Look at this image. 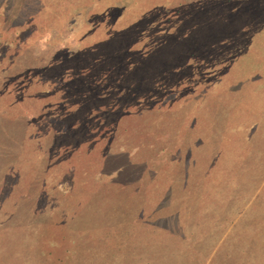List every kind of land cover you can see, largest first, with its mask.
Returning a JSON list of instances; mask_svg holds the SVG:
<instances>
[{
    "label": "rangeland",
    "instance_id": "374dc122",
    "mask_svg": "<svg viewBox=\"0 0 264 264\" xmlns=\"http://www.w3.org/2000/svg\"><path fill=\"white\" fill-rule=\"evenodd\" d=\"M0 264H264V0H0Z\"/></svg>",
    "mask_w": 264,
    "mask_h": 264
},
{
    "label": "trees",
    "instance_id": "16d2710c",
    "mask_svg": "<svg viewBox=\"0 0 264 264\" xmlns=\"http://www.w3.org/2000/svg\"><path fill=\"white\" fill-rule=\"evenodd\" d=\"M35 3H36V2H35ZM64 3H65V2H64ZM36 4H38V3H36ZM67 4H68V2H67ZM67 4H66V5L63 4V6L65 7V6H67ZM66 8H67V7H66ZM35 10H36V8H35ZM35 10H34V11H35ZM50 23H51L50 21H47V20H46V23L44 24V21H43V24H44V25H48L49 27L51 26ZM48 26H47V27H48ZM52 33H54V34L56 33L58 36H60V35L57 33V31H54V32L52 31ZM131 80H132V82H133V80H135V79H131ZM134 84H137V83H134ZM130 92L132 93V91H130ZM156 92H157V91L154 90V93H156ZM126 95H127V94H126ZM156 95H157V94H156ZM134 96H136V95H131V94H130V96L127 95V96H123V97H122V96H119V97H120L121 100H122L124 103H126V104H127V102H130L131 104H128V105L131 106L132 108H134L135 105L133 104V100H132V98H135ZM135 101H137V99H136ZM136 104H138V106L140 105V104H139V100L136 102ZM138 106H137V107H138ZM120 114H121V112H120ZM119 116H121V115H117V117H119ZM117 117H116V118H117ZM116 118H114V119L116 120ZM106 121H107V120H106ZM106 121H103V122L99 121V124H101V123H102V125H103V124H105V125L110 124L111 119L108 120L107 123H106ZM97 124H98V122H97ZM111 124H112V123H111ZM89 126H90V125H89ZM186 223H187V222H186Z\"/></svg>",
    "mask_w": 264,
    "mask_h": 264
}]
</instances>
